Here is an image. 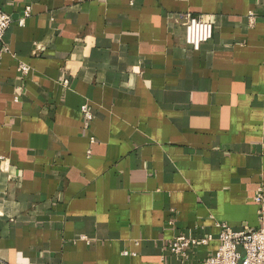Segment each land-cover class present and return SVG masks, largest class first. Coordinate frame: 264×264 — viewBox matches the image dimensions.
<instances>
[{
  "label": "crops",
  "instance_id": "obj_1",
  "mask_svg": "<svg viewBox=\"0 0 264 264\" xmlns=\"http://www.w3.org/2000/svg\"><path fill=\"white\" fill-rule=\"evenodd\" d=\"M0 8V264H202L219 222L260 226L264 0ZM188 13L214 19L199 49ZM181 234L214 240L181 263Z\"/></svg>",
  "mask_w": 264,
  "mask_h": 264
},
{
  "label": "built area",
  "instance_id": "obj_2",
  "mask_svg": "<svg viewBox=\"0 0 264 264\" xmlns=\"http://www.w3.org/2000/svg\"><path fill=\"white\" fill-rule=\"evenodd\" d=\"M30 8H27L25 16H29ZM25 17L19 20L23 24ZM13 22L12 16L0 8V61L4 51L9 50L4 45V36ZM185 38L194 49H199L202 44L210 41L214 36V19L211 15L188 13L183 18ZM20 72L27 74L29 66L21 63ZM68 84V80H64ZM84 117V127L88 129L94 118L89 104L81 107ZM94 142V138L91 139ZM258 204V217L260 226L257 228L245 226L242 230H234L226 222H219V246L217 250L208 256L202 264H264V188L260 186L255 195ZM214 237L194 236L181 234L172 239L168 244V250L176 255L181 263L190 259L191 252L199 245H207Z\"/></svg>",
  "mask_w": 264,
  "mask_h": 264
}]
</instances>
